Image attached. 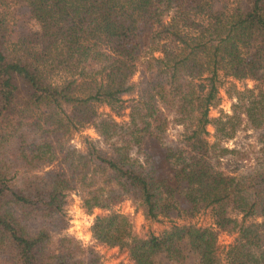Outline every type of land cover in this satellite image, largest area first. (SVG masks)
Instances as JSON below:
<instances>
[{
  "label": "trees",
  "instance_id": "trees-1",
  "mask_svg": "<svg viewBox=\"0 0 264 264\" xmlns=\"http://www.w3.org/2000/svg\"><path fill=\"white\" fill-rule=\"evenodd\" d=\"M251 1L247 9L243 0H227L220 8V0H0V254L6 264H83L71 247L82 250L68 237L60 242L69 247L49 249L47 227L79 187L90 208L108 206L98 194L105 184L114 199L131 196L151 219L210 209L222 229L237 226L227 217L229 208L243 218L264 215V168L244 179L220 172L206 130L219 72L260 83L256 92L247 91L249 97L240 94L239 108L253 129L264 127V0ZM17 4L40 33L24 27L17 40L12 37L7 18ZM169 10L175 16L165 24ZM197 15L209 23L190 19ZM180 21L195 34L174 31ZM152 29L150 39L172 38L173 48L164 46L162 58L144 57L147 69L156 71L139 91L128 124L101 117L98 106L117 110L125 95L136 92L130 80L142 61L141 41ZM60 75L64 81L53 82ZM164 109L183 126V147L162 142ZM89 124L105 142L118 138L119 144H111L110 153L91 147L87 154L64 146V137ZM59 160L66 169L38 173ZM257 228H240L239 243L226 253L228 264H264V250H255L252 241ZM94 233L105 244L127 246L136 264H156L158 254L172 257L184 242L200 264L219 261L217 233L210 228L174 225L142 239L125 217L111 214L97 219Z\"/></svg>",
  "mask_w": 264,
  "mask_h": 264
},
{
  "label": "rangeland",
  "instance_id": "rangeland-1",
  "mask_svg": "<svg viewBox=\"0 0 264 264\" xmlns=\"http://www.w3.org/2000/svg\"><path fill=\"white\" fill-rule=\"evenodd\" d=\"M225 4V5H224ZM245 8H250L252 1L243 0ZM227 0H220L216 6H228ZM17 4L13 7L12 14L7 18L9 26L13 29L12 37L17 40L22 33L20 28L40 33V26L30 18L28 10L20 8ZM174 11L169 10L163 16V23L169 24L174 18ZM202 15L192 16L195 23H203L207 25L209 22ZM187 19L189 21H192ZM193 22V21H192ZM189 24L180 21L175 23L174 31L183 34H195V30L188 28ZM24 30V32H26ZM159 31V29H157ZM155 32L154 29L148 30L144 35L138 55L142 61H138V68L130 80L136 86V92L132 95H125V101L121 108L111 110L105 105L97 107L98 114L110 116L117 124L126 125L131 120L132 109L136 106L135 102L139 99V91L143 89L145 83L150 81L154 76L156 68L153 66L148 70L143 64L145 59L162 58V50L173 48L174 43L172 38L159 37L160 40L150 39ZM156 38V39H159ZM39 43V41L37 42ZM141 62V63H140ZM142 64V65H141ZM64 81V76H56L53 82L60 83ZM218 89V100L215 105L209 110L210 123L207 125V140L212 146L211 158L216 168L227 176L235 179H244L251 176L264 168V127L261 129H253L245 118L241 115L243 108H239L241 104L240 94L247 96V91H257L256 87H260V83L251 79H237L231 76H225L223 72H219V78L216 82ZM249 97V96H247ZM248 100V98H246ZM245 100V101H246ZM160 108H163L159 104ZM243 107V106H242ZM167 121L166 130L162 134V142L172 147H183L185 144L183 126L175 119V113L167 109L162 110ZM240 116L241 118H236ZM95 125L89 124L79 127L72 131L71 135L64 137L66 148H72L81 154L90 152L91 147L97 150H102L110 153L112 150L111 144L115 142L119 144L118 138L113 141L105 142L95 128ZM134 157L143 162L145 159L141 153L132 151ZM62 168H67V165L61 164L60 160L54 164H45L41 166L38 173L47 174L50 172H58ZM103 190L98 191L99 200H106L104 203L107 207L93 205L90 208L85 202V191L79 188H74L67 194L62 212L53 218L47 225L49 233L52 236V243L49 249L57 250L61 246L69 247L68 243L61 244L62 238L68 237L72 240L71 245H76L82 252H77L71 247L74 257L82 261L83 264H136L131 258L129 250L126 247L117 245H108L101 242L95 237L94 225L98 218L118 214L127 219V223L131 226L133 234L137 238L146 239L151 235L159 236L164 231L169 230L172 226L194 225L197 228H210L217 233V253L218 264H228L226 253L230 247L236 245L240 241V228L248 225H258V238L253 236L252 241L257 243L255 250H264V215L260 211L250 217L228 209L227 217L234 220L237 226L229 224L227 227L219 229L216 226L213 211L202 210L194 215L183 214L176 220L167 218L151 219L144 213L142 205L134 200L129 195H121L119 199H114V193L109 192V185H100ZM91 199V197H89ZM101 202V201H100ZM93 204V201L91 200ZM103 204V201H102ZM96 206V207H95ZM179 252V253H176ZM156 264H200V258L197 253H194L187 243H180L176 246V251L172 253V257L164 254H158L153 257ZM0 264H6V258L3 253L0 254Z\"/></svg>",
  "mask_w": 264,
  "mask_h": 264
}]
</instances>
